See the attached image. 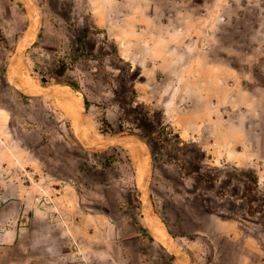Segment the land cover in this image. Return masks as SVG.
<instances>
[{
	"label": "rangeland",
	"instance_id": "obj_1",
	"mask_svg": "<svg viewBox=\"0 0 264 264\" xmlns=\"http://www.w3.org/2000/svg\"><path fill=\"white\" fill-rule=\"evenodd\" d=\"M0 264H264V0H0Z\"/></svg>",
	"mask_w": 264,
	"mask_h": 264
},
{
	"label": "trees",
	"instance_id": "obj_2",
	"mask_svg": "<svg viewBox=\"0 0 264 264\" xmlns=\"http://www.w3.org/2000/svg\"><path fill=\"white\" fill-rule=\"evenodd\" d=\"M53 84H54V83L49 82V81L46 80L44 77H43V78L41 79V81H40V85H41L43 88H47V87H49V86H51V85H53ZM136 109H137V110L145 109V107H144V106H141V105H138ZM140 115L142 116L143 121H149V120H150V118H149L147 112H143V114L140 113ZM104 124L106 125V128H102V129H101V132H102V134H103L104 136H106V137L121 138V137H125V136H130V135H132L131 133L126 132L125 130H122V127H120V131L117 132V130L113 129L109 123L105 122ZM161 134H162V135H161ZM163 135H164L163 132H159V135H155V136H152V137H153V139H154L155 141L157 140L158 142H160V141H162V137H163ZM176 138L180 141V136H179V135H176ZM141 140H142L143 142H145L144 139L141 138Z\"/></svg>",
	"mask_w": 264,
	"mask_h": 264
},
{
	"label": "bare ground",
	"instance_id": "obj_3",
	"mask_svg": "<svg viewBox=\"0 0 264 264\" xmlns=\"http://www.w3.org/2000/svg\"><path fill=\"white\" fill-rule=\"evenodd\" d=\"M66 102V101H65ZM142 176V175H141ZM141 181V180H140ZM139 182V181H138ZM141 191V190H140ZM143 200H144V205H147V206H144V207H148V205H149V200H148V198H147V194L146 195H144L143 194ZM163 226V225H162ZM157 231H156V235H157V238H158V240H159V242L162 244V245H169L170 244V238H171V236H169L166 232H164V230L162 229V227L161 228H157L156 229ZM155 233V232H154ZM157 240V241H158ZM171 246H172V244H171ZM167 248V247H166ZM175 250V249H174Z\"/></svg>",
	"mask_w": 264,
	"mask_h": 264
}]
</instances>
